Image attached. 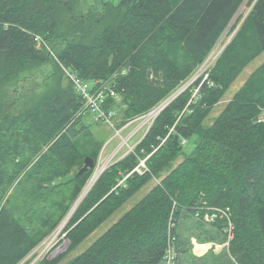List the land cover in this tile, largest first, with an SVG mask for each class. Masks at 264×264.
I'll use <instances>...</instances> for the list:
<instances>
[{
	"label": "trees",
	"instance_id": "1",
	"mask_svg": "<svg viewBox=\"0 0 264 264\" xmlns=\"http://www.w3.org/2000/svg\"><path fill=\"white\" fill-rule=\"evenodd\" d=\"M54 1L0 0V87L32 66L52 67L41 92L21 87L19 113L10 111L14 102L0 108V264H26L93 174L95 168L79 173L85 158L97 163L104 147L83 123L89 112L67 71L103 89V106L121 113V128L190 80L239 23L207 77L179 92L134 150L116 158L74 208L65 230L69 252L148 182L160 181L67 264H159L170 248L176 263L183 212L201 223L208 217L227 237L230 232L234 264H264V63L204 125L243 68L264 51V0H251L246 15L240 14L245 0H119L99 14L67 9L71 17L62 22ZM190 140L194 148L184 153ZM21 174L37 177L38 193L74 185L48 231L31 232L11 209L6 194Z\"/></svg>",
	"mask_w": 264,
	"mask_h": 264
},
{
	"label": "rangeland",
	"instance_id": "2",
	"mask_svg": "<svg viewBox=\"0 0 264 264\" xmlns=\"http://www.w3.org/2000/svg\"><path fill=\"white\" fill-rule=\"evenodd\" d=\"M250 2L251 0H245V5L243 6L244 8L242 7V12H240V14L243 13L246 15L248 13L253 5V3L250 5ZM118 3L119 0L54 1V5L56 6L57 10L56 15L58 18V22L68 20L71 17V13L68 12L67 9L75 11L78 16H82L92 9L97 14H99V11H101L102 8L104 9L106 5H115ZM244 18L245 16L243 17V19ZM239 26L240 23L237 24V27H235L232 33L229 32L226 35V33L228 32L227 30V32L215 46L214 50L211 52V54H209L206 61L198 68V70L194 73L190 80L182 83V85L179 87V90L187 88L200 76L205 75V78L207 77V68L209 69L211 64L213 63V60L217 59L219 54L225 48L226 44L234 36ZM54 54H57V49H55ZM263 63L264 51L250 64L243 68L241 73H239V75L236 77L234 83L227 90L221 100L216 104L208 118L204 121V125H209L213 122L215 117L224 108L226 103L233 97L234 93L244 85L252 72H254ZM206 64L207 68L203 69L205 68L204 66ZM51 69V65L48 64L32 66L28 69L23 70L20 73L19 77L7 86L0 87V108L6 107L8 104H10V102H14V105L12 106L10 111L12 114L19 113V107L21 106V104H23L25 99V97L24 99L22 97L25 90L21 87H29L37 90L38 92H41L42 89L45 88L44 84L47 81V75L49 74ZM17 96H20V98L15 99ZM4 100L6 101L5 103ZM121 116L122 115L120 112H118L114 116L112 122L114 123L115 127L105 121H96L92 113L83 116V123H85L89 127L90 134H94V136L96 137V141L99 143V147L104 145L99 155V159L96 163V167L93 172L94 175L96 174V172H100L101 169L98 168L103 167V164H112L114 160H116L115 158H118L122 153H126L129 149H131L142 136V132H140L132 139H127L126 137L124 141V138L121 139L120 136L116 135V129L119 128V123L121 122ZM0 120H2L1 117ZM138 125L139 123L131 124L128 128L122 131V135L125 136L129 133H137L139 130ZM194 145V140H190L184 146V153L191 152L194 148ZM115 152L121 153L114 158L116 154ZM148 157L149 156L140 158V168L138 171L139 173H143L146 170V160ZM182 157L183 156L177 157V159H175V161L173 162V166H175L182 159ZM74 172L75 169H72L69 175L72 176ZM166 174L167 171L165 170L161 173L162 177ZM92 175L87 184L83 187L82 192L80 193L81 196L79 195V197L75 201L76 204L75 202L73 203L72 208L68 211L66 217L62 218L59 223L52 229H50L52 222L54 220H57L59 216V204L69 201L71 193L74 189V185L68 183L60 185L53 189L49 186L47 187V189L42 190V193H38L36 192L37 177H33L30 175L27 176V174H21L18 176V179H15L13 181L6 194V198L11 206V209H13V211L15 212V215L31 232H45L50 229L42 242L26 258V264H36L43 257H48L51 259L62 257L60 264H67L75 256L87 249V247H89L135 203H137L143 196H145L146 193L153 187V185H155L161 179L154 178L152 179V181L148 182L137 193L131 196L108 219H106L78 247L69 252L70 242L66 237V226L72 211L96 182L100 173L97 179L96 177L94 178V175L92 177ZM124 179H120L118 185H123L122 182L124 181ZM182 220L183 222L180 229V237L177 240L176 244L178 259L175 264H233L234 260L231 257L228 248L229 238L226 236V234H220V231L213 228L209 224V220L206 217L203 220L205 223H201L195 216L189 214L188 212H183ZM159 264L167 263L165 260H163Z\"/></svg>",
	"mask_w": 264,
	"mask_h": 264
},
{
	"label": "built area",
	"instance_id": "3",
	"mask_svg": "<svg viewBox=\"0 0 264 264\" xmlns=\"http://www.w3.org/2000/svg\"><path fill=\"white\" fill-rule=\"evenodd\" d=\"M36 40L38 42V45H41L43 43V40H42V38L40 36H37ZM204 67L205 68H203V69H206L207 68V64ZM67 74H68L70 80L72 81V83L74 84L76 91L84 99V102H85L84 103V111L92 113L96 121H105V122L111 124L113 127H115L114 123L112 122L113 118L115 116V110L114 109L113 110L112 109H106L103 106V104L105 102V97H106L105 92L103 91V89H94L89 82L83 80L81 77H79L75 73H71V72L67 71ZM182 90L183 89H180V90L178 89L174 94H172L170 97H168L166 100H164L162 103H160L156 107L152 108L147 113H145V114H143V115H141L139 117H136L134 119H130L124 126H122L121 128H117L116 129V135L120 136L121 139L124 138V141H125L126 137H127V139H132L138 133L142 132V136H141V138H142L147 133V131L149 130V128L153 124V122H154L155 118L158 116V114ZM112 94L114 95V92H112ZM263 120H264V115H261L259 117V121H263ZM133 123H139L138 132L137 133H129L128 135L126 134L127 136L126 135L123 136L122 135V131L124 129L128 128ZM129 132H131V131H129ZM134 146L131 149H129L126 153H122L121 155H120L121 152H117V153L115 152L116 154L114 153L115 154L114 158L117 155L123 156V155L133 151L134 150ZM108 166L109 165L103 164V167H100L98 169H101L102 170L101 173H102ZM139 168H140V166L136 167V170L139 171ZM207 219H208V217H207ZM229 229L230 230L232 229L231 223H229ZM228 238L229 239L231 238L230 232H229ZM171 251L172 250L170 248L168 250L167 262H166L167 264L174 263V261L172 259L173 256H172V252Z\"/></svg>",
	"mask_w": 264,
	"mask_h": 264
},
{
	"label": "water",
	"instance_id": "4",
	"mask_svg": "<svg viewBox=\"0 0 264 264\" xmlns=\"http://www.w3.org/2000/svg\"><path fill=\"white\" fill-rule=\"evenodd\" d=\"M95 167H96V162H95L94 158L91 157V156H87L85 158L84 165L81 168V170L79 171V173H83L87 169H89V168H95ZM93 175H94V173H93ZM93 175H92V177H93Z\"/></svg>",
	"mask_w": 264,
	"mask_h": 264
},
{
	"label": "bare ground",
	"instance_id": "5",
	"mask_svg": "<svg viewBox=\"0 0 264 264\" xmlns=\"http://www.w3.org/2000/svg\"><path fill=\"white\" fill-rule=\"evenodd\" d=\"M101 171H102V170H100V172H96V174L94 175V178L96 177V179H97V177H98L99 173H101ZM96 179H95V180H96ZM89 185H90V184H89Z\"/></svg>",
	"mask_w": 264,
	"mask_h": 264
},
{
	"label": "crops",
	"instance_id": "6",
	"mask_svg": "<svg viewBox=\"0 0 264 264\" xmlns=\"http://www.w3.org/2000/svg\"><path fill=\"white\" fill-rule=\"evenodd\" d=\"M125 130V129H124ZM181 222H183V220L181 221ZM231 255V254H230ZM232 257V256H231ZM233 258V257H232ZM234 260V259H233ZM233 264H234V262H233Z\"/></svg>",
	"mask_w": 264,
	"mask_h": 264
}]
</instances>
